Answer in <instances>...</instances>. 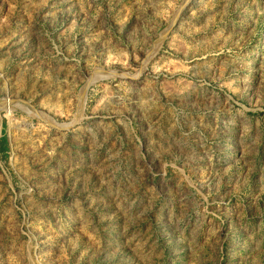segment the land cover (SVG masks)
<instances>
[{"label": "rangeland", "instance_id": "374dc122", "mask_svg": "<svg viewBox=\"0 0 264 264\" xmlns=\"http://www.w3.org/2000/svg\"><path fill=\"white\" fill-rule=\"evenodd\" d=\"M0 264H264V0H0Z\"/></svg>", "mask_w": 264, "mask_h": 264}, {"label": "bare ground", "instance_id": "6f19581e", "mask_svg": "<svg viewBox=\"0 0 264 264\" xmlns=\"http://www.w3.org/2000/svg\"><path fill=\"white\" fill-rule=\"evenodd\" d=\"M4 108V107H3ZM3 108H1V109H3Z\"/></svg>", "mask_w": 264, "mask_h": 264}]
</instances>
